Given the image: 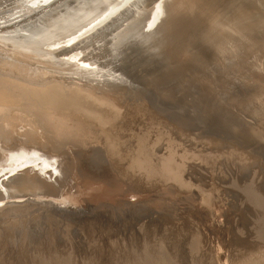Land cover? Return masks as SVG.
Returning <instances> with one entry per match:
<instances>
[{"label": "rangeland", "instance_id": "1", "mask_svg": "<svg viewBox=\"0 0 264 264\" xmlns=\"http://www.w3.org/2000/svg\"><path fill=\"white\" fill-rule=\"evenodd\" d=\"M154 1L134 0L128 11L121 9L123 15L107 17L96 30L84 31L77 38L56 36L40 42L29 32L43 23L45 12L52 10L59 1L0 0V73L7 72L0 74V78L10 72L7 79L41 89L59 85L54 89H63L62 92L69 87L83 88L81 81L85 79L109 86L107 94L97 95L104 96L100 101L95 102L100 98H89L83 93L85 91L82 92L84 97L82 93L78 95L72 88L64 92L66 95L62 93L61 98V93L57 92L61 100L55 95L58 102L47 104L39 96H27L17 88L13 91L11 84L5 85L0 79V84L3 82L0 87L9 89L10 86L9 93L14 92L6 95L5 99L9 98L10 102L13 96L19 93L22 97L20 93H25L21 106L0 107V264H141L144 257H147L145 260L153 259L156 264L161 254L173 264H248L264 249L250 242L238 245L246 238L241 233L243 228L247 229L239 222L254 217L252 206L255 207L250 200L253 193L249 192L254 190L262 195V191L255 189L249 180L253 172H258L257 164L250 157L242 161L236 145L240 153H247L256 140L238 138L236 145H226L221 136L227 137L228 131L218 126L206 127L202 120L190 122L192 130H186L189 126L179 125L178 121H187L190 117L163 100H170V95L156 96L158 86L169 88L172 85L169 81L158 83L157 80V75L170 70V64L167 65L162 57L167 51L163 46L165 41L162 43L158 39L159 29L145 32L141 24L129 21L137 6ZM183 1L177 0L180 12L184 10ZM228 2L224 0L216 7L219 15L226 12L227 16ZM189 10L172 13V21L176 18L177 22L186 21L181 36L184 39L180 43L186 48L181 51L187 50V53L197 50L203 35L201 26L195 30L193 27L203 25L206 19ZM126 29L129 30L124 33ZM118 33L122 35L120 39ZM137 34H141L140 37ZM163 36L172 43L170 40L174 37ZM262 38L258 40L264 45ZM145 41L153 45L152 49ZM134 43L136 48L131 45ZM124 50L134 56L131 53L122 55ZM141 50L146 53L141 55ZM153 50L159 51L154 53ZM150 51L156 56L147 55ZM263 51L264 46L262 58ZM138 58L142 60L137 62ZM249 63L253 65L252 60ZM129 64L132 65L128 69ZM158 66L164 69L159 68V71ZM260 68L264 69V63ZM188 81L183 83L189 84ZM9 100L1 103L7 104ZM19 112H23L20 116H26L22 121L14 114ZM10 113L14 117L8 115ZM128 120L133 122L126 126ZM55 124L66 126L60 129L55 128ZM129 127L133 130L129 131ZM52 128L62 131L57 130L56 134H64L58 137ZM66 130L70 133H65ZM19 150L23 155L29 150L28 156L33 157V163H27L26 167L25 163H19L24 166H18L14 160L19 157ZM188 172H192V178L185 180ZM8 189L12 192H6ZM195 239L200 241L199 245H192L197 243ZM251 250L255 251L254 256Z\"/></svg>", "mask_w": 264, "mask_h": 264}, {"label": "bare ground", "instance_id": "2", "mask_svg": "<svg viewBox=\"0 0 264 264\" xmlns=\"http://www.w3.org/2000/svg\"><path fill=\"white\" fill-rule=\"evenodd\" d=\"M58 1L59 2H58V4H56V6L54 4H53L54 7L51 5L53 7L52 10L50 8L47 12H45V14L43 15L45 20L40 18L41 20H43V23H39L40 25L37 26L38 27L37 29H34V30L32 29L33 31L31 30L29 32V34L34 39H36L37 41L43 42L46 40H53L54 38H56V36L61 37V38H69V37L75 38L76 36L83 33L84 31H91L92 32L93 28L95 29L96 27L100 26L106 20H108L110 18L117 17L118 15H123L124 12L121 13V9L128 11V9L131 6H133V3H134L133 2L134 0H58ZM155 1H157V2L155 3ZM155 1L151 4L149 3V5H144L143 7L137 6V11H135V13L133 15H131V18L129 17V21L137 22V24L138 23L141 24L140 28L145 32L152 29V28H153V30L155 29L156 31H157V29H159L157 32H159L160 34L158 35V33H157L156 35H158V39L160 38L162 40V43L165 41L163 43V46H164L165 51L166 50L167 51L165 54H163L164 56L162 55V57L165 58V60H166L165 62L167 63V65L170 64V70L167 72H164V73L162 72V73H160V75H157V77H159V79H157V80L159 81L158 83H162L161 80H163L164 82L169 81L170 83H172V85L168 86L169 88H167V87L161 88L160 86H158L157 92H155L156 96L161 98L160 96L162 94H164L165 97L170 95L171 99L172 100L174 99V101H172L171 99L168 100L167 98H164V96L162 95L164 98L163 100H165L167 103H170V104L176 106V108H179V110L183 111L184 116L190 117L187 121H185V120L178 121L179 125L184 124L185 127L186 126L190 127L193 125V124L189 125L190 122H192V121L198 122V121L202 120L203 121L202 124L205 125L206 127L213 128L212 126H218L221 128V130L228 131L227 137L221 136V138L223 139V140L221 139V141H223L222 143H224V144L227 143L229 145H231V144L236 145V141L238 140V138H241V139L243 138L245 140L255 139L256 143L254 144V146L251 147V149L253 151L251 150V151H247V153L246 152L240 153V148H238V145H236V147H237L236 151L240 155H242V157H241L242 161L246 160L245 159L246 157H248V158L250 157L253 160V162L257 164L255 166V168L258 169L259 174H258V172L257 173L253 172V175L249 176V178H250L249 180H251L250 183H252V186L255 187V189L258 188V191H259L261 188V191L264 193V188L262 187V183H263L262 180L263 179L261 178V174H263L262 172H264V69H261L262 67L260 68V65H263V63H264V59H263L264 57L262 58V54H261L262 46H264V45H261L259 42L260 40H258V38H260V37L264 38V0H228L229 2L227 5V8H226L227 9V16L225 15L226 12L224 14L222 13L221 15H219L217 13L218 10L216 8L217 6H220V4L222 2H224V0H185V1L182 0L184 2V3L182 2L183 3L182 5H184V10H182V11H185V10L188 11L189 9H191L192 11H194L192 13H195V15H203L204 17H206L205 23L203 25H197L196 24L193 27V29L194 28L200 29V26H201L203 28V29H201L203 31V35L200 38L201 41L198 45L197 50L195 49L191 53H187V50L181 51L182 49L183 50L186 49V48H184L185 47V45L183 44L184 42L182 41L183 45H181V43H180V41L184 39V38L181 39V36L184 33L183 29L186 28V24H185L186 21L185 22H179V21L177 22V20H178L177 18H176V20L173 19L174 21H172V18L174 17L172 13H175V12L181 10L180 6H179L180 4L177 2V0H155ZM49 3H51V2H49ZM190 6H193L195 8H192ZM179 12H178V14H179ZM40 15H39V17H41ZM174 15H176V14H174ZM191 15L192 14L190 13L189 18ZM107 17H108V19H107ZM186 17H187V14H186ZM207 17H208V19H207ZM182 18H184V17L182 16ZM195 19H196V17H195ZM203 19L204 18H202L201 20H203ZM164 27H166V30H164ZM111 28H112V26H111ZM190 28H191V26H190ZM108 30H109V28H108ZM128 30L129 29H126V31L124 33H127ZM121 31H122V29H121ZM164 31H167L168 33L166 32V34L169 37L172 36L171 37L172 39L174 37V39H173L174 41L170 40V41H172L173 44L170 43L169 40L163 39V37H164L163 35H166V34H164ZM108 34H110V33H108ZM139 35H141V34H139ZM154 35H155V33H154ZM121 36L122 35L117 36V37L119 38ZM131 36H133V35H131ZM112 41H113V39H112ZM136 42L138 43V41H135V43ZM145 42L146 43L148 42L147 46L150 43L149 41H145ZM124 43H126V42H124ZM135 43L131 44L132 46L134 45V48H136V46H137V45L135 46ZM139 43H142V42H139ZM206 43H208V45ZM156 44H158V43L156 42ZM203 44H205L204 49H202ZM102 45H103V43H102ZM110 45L111 44H109V46ZM150 46L151 45L149 44V47ZM159 46H161V45H159ZM131 47H129V51H130ZM151 47L149 49H152ZM156 47H154V48L158 49V45ZM133 49H131V52L134 51ZM149 49H147L146 52H149L148 51ZM142 50L140 51V52H142L141 55H143V53H146L145 50L144 51H142ZM153 51L155 53L156 51H159V50H156V51L153 50ZM113 52H115V49ZM124 52H125V50H124ZM124 52L122 55L126 54L128 56V54L131 53V52H129V53L127 52L128 53L127 54L126 52L125 53ZM94 53H96V52H94ZM121 53H122V51H121ZM137 53H139V52H137ZM152 53L153 52L150 51V53H147V55H150ZM154 53H153V55H154ZM132 54H134V53H131V55ZM135 55H136V53H135ZM119 56H121V54ZM133 56L134 55H132V57ZM154 56H156V54ZM263 56H264V54H263ZM108 57H110V55ZM132 57L130 56V58H132ZM137 57H138V55H137ZM158 57L159 56L157 54V58ZM162 57L160 55L161 59H163ZM139 59L140 58H138L137 62H139ZM152 59H151L152 62H154L155 58H152ZM119 60H120V62L123 61L121 59H119ZM140 60H142V59H140ZM143 60L145 61L146 59H143ZM250 60H252V63H253L252 66L249 63ZM123 62H122V64H123ZM127 62L129 63V61H127ZM127 62H125V63H127ZM140 62H142V61H140ZM147 62H148V60H147ZM155 62H157V60ZM163 62H164V60H163ZM154 63H152V64H154ZM126 65H124L125 66L124 68H126ZM130 65H132V64H129L127 66L128 69L130 68L129 67ZM134 65H136V63H134ZM254 65H256V66H254ZM4 66H5V64H4ZM136 66L139 67L138 65H136ZM150 66H152V65L150 64ZM257 66H258V68H255ZM142 67H143V64H142ZM121 68H122V66H121ZM157 68L159 70V68H161V67L158 66ZM166 68H167V66H166ZM136 69H138V68H136ZM143 69H145V68H143ZM161 69H164V67ZM165 70H167V69H165ZM135 71H137V70H135ZM148 71L149 70L144 71V72H148ZM152 72H153V70H152ZM156 72H154V73L156 74ZM6 73L4 74V72H3V74L2 73H0V74L6 75ZM8 74L11 75L10 72H8ZM8 74H7V76H3L2 78H0L5 82L4 83L5 85L11 84L12 90L14 88H17L19 91L20 90L25 91L27 93L26 94L27 96L28 95H30V96L36 95V97L39 96L40 98H42L41 100L47 104H52L54 102H58L55 100L56 98L59 101L61 100V99H58L59 97H58V95H56L57 92H59V94L61 93L59 95L61 98L65 94L64 92L67 93V91L69 92V90L72 88H73V91L76 92L78 95H80L83 91H85L83 93H85V95L88 96L89 98L90 97H95V98L103 97L104 98V96L99 95V97H97V95L99 93L101 95L104 93L107 94V92L109 91V90H107V89H109V86L106 87L107 85H105V83H100L101 81L96 83L94 80L92 81L90 79H85V80L81 81L82 82L81 85L84 86L85 88L84 87L82 88L79 86L72 87V88L69 87L70 88L69 90L64 88V90H66L64 92H62L63 89H60V90H58L56 88H55L56 90L54 89V87H59V85L51 86V87H53V89L51 87L50 88L44 87L45 89L35 88V87L30 86L28 84L25 85V83H23V82L19 83L21 81H18V80L14 81V80L7 79V77L10 78V76H8ZM0 77H1V75H0ZM14 77H11V79L12 78L14 79ZM139 77H140V75H139ZM139 77H136V78H139ZM16 79H18V78H16ZM134 79H135V77H134ZM144 79H146V78H144ZM152 79H155V78L153 77ZM152 79H149V80H152ZM186 79L190 80V81H188L189 84L183 83V82H185ZM2 80H0V82ZM6 82H9V84L8 83L6 84ZM174 82H176V83L178 82V83L173 84ZM179 82H180V84H179ZM19 87H21V89H19ZM110 87L113 88L112 86H110ZM118 87H120V85L119 86L117 85V88ZM5 89H4V87H0V104H1L0 107L1 108L10 107V109H12L11 108L12 105L21 106L23 104V98H24L23 96H25V93H23L24 95L22 93H20L22 95V97L19 95V93H18V95L16 93L17 96H13L14 99L10 98L11 99V102H10L9 98L8 99H5V98H6V95L13 94L14 90L11 91L12 93L10 92L11 93L10 94L9 93V91L11 90L10 86H9L10 90L8 89V87H7L8 91H5ZM18 90L16 92H18ZM119 90H121V89H119ZM23 91H21V92H23ZM162 91H164V93H162ZM62 93H64V94L62 95ZM83 97H84V94H83ZM64 99H65V97H63V100ZM7 100H9V101L6 104L5 102ZM12 100H14V101H12ZM100 100H101V98L98 100L96 99L95 102L100 101ZM2 101H5V102H3V104L5 103L6 107H4V105L1 103ZM89 101H90V99H89ZM9 102L11 103V105H9L10 104ZM30 106H32V105H30ZM93 109H96V108H93ZM18 111L19 110H17V112ZM14 112H16V109H14ZM20 112H19V114L18 113H14V114L18 115L16 117L19 118V121H20V119L22 121V118H24L26 116H24V115H23V117H22V115L20 116V114H23V112L22 113H20ZM87 113H88V111H87ZM196 113H198V114H196ZM8 115H12V114L10 113ZM129 115L131 116V114H129ZM181 115H182V113H181ZM12 116L14 117V115H12ZM127 116H125V117H127ZM126 119H128V118H126ZM130 119H133L132 116L130 117ZM129 120H128V122H126L127 123L126 126H128V123L133 122L134 119L131 121H129ZM11 121H14L13 118ZM123 122H125V120ZM123 122H121V123L123 124ZM121 123H120V127L122 126ZM136 123H138V122H136ZM134 124H132V125L135 128L136 126H134ZM57 126L60 129H64L66 125H64L63 128L60 127L59 125H56V127L55 126L54 127L58 128ZM74 127L77 128L76 126H74ZM124 127L125 126H123V128ZM189 127H187L186 130L187 129L192 130V128L191 127L189 128ZM55 128H52V130L53 129L55 130ZM60 129L59 130L57 129V130L59 132H62ZM71 129H73L72 126H71ZM126 129H127V127H125V130ZM57 130H55V133L53 132L55 135L59 134V133L56 134L58 132ZM130 130L131 129L129 127V131ZM68 131L66 130L65 133ZM86 132L88 133L89 131H86ZM47 133L51 137V134L49 132H47ZM68 133H70V131ZM77 133L81 134V130L79 129V132H77ZM61 134H64V133H60V135ZM78 134H75V135H78ZM60 135H58V137H60ZM67 135L70 136V134H67ZM52 136L54 139V135H52ZM61 138H62V136H61ZM213 139H215V138H213ZM29 150L27 151L28 154H29ZM21 151H20V153H21ZM20 153H19V155L17 154L19 157L17 156L18 158L15 159V160L19 159L18 162L14 160V157L16 154H14V156L11 157L14 160V162H16V164L18 163V166L23 165V164L21 165L19 163H25L24 164L25 166L23 165L24 167H26L27 163H28V165L33 163V161H32L33 155L31 156L32 158L30 159V157H29L30 154L28 156V154L23 155L22 153L21 154ZM9 156L10 155H8V157L6 156L5 162H6V159L9 158ZM38 161H40V160H38ZM38 161H37V164H38ZM10 162H12L11 164H14L13 161H10ZM40 162H42V161H40ZM7 164H9V163H7ZM4 166H7V165H4ZM10 168L14 169L13 167H10ZM20 168L21 167H19L18 169H20ZM166 170H169V169H166ZM192 172H188L187 175H185L186 177L184 179L186 180V178L187 179L192 178L191 177ZM193 173H195V172H193ZM169 174L170 173H168V175ZM208 174H210V173H208ZM172 176H174V174ZM179 177H181V176H179ZM200 179H201V177H200ZM263 186H264V184H263ZM247 189H249V187ZM223 190H224V188H223ZM251 190H252V188H251ZM10 191H11V189H8L6 192L9 193ZM262 192H261L262 195H260L259 192L257 193V191H254V190L252 192H249V193H253L252 194L253 197L251 196V198L250 197L249 198H250V200H252V203L255 207V208H253V206H252V209L254 210V214H253L254 217L253 218L250 217V219H247V220L244 219V220H241V222H239L241 225H244L247 229L245 230L243 228L244 231H242L241 233H243L242 235L246 236V238H245V240H240L239 242L237 241L238 245L247 244L246 242H250V243H252V245L257 244L258 247H262V249L264 248V197H263ZM220 193H219V196H220ZM249 195H251V194H249ZM213 206H215V205H213ZM253 210H252V212H253ZM240 229L241 228H239L238 230H240ZM237 233H238V231H237ZM194 237H195V234H194ZM195 238L198 239L197 237H195ZM197 244L199 245L200 241H199V243H198V241H197V243L193 242L192 245H197ZM254 248H255V246H254ZM251 251H253V250H251ZM262 251L259 250L258 251L259 254L258 255L256 254V257H254V258L252 257V259L250 258L251 261L248 264H264V253ZM203 253H205V252H203ZM234 253L236 254V252H234ZM253 253H255V251H253L251 253V255H253ZM159 254H161V253H159ZM192 254H193V251H192ZM136 256H137V254H136ZM141 256H139V257H141ZM144 256H146V254ZM138 259H140V258H138ZM145 259H147V257H144V259H142L141 264H153V263H155V262H153L154 261L153 259H152V261L151 260H145ZM148 259H149V257H148ZM136 260H134V261H136ZM168 260H169V258H168ZM168 260L163 254H161L160 259L157 260L159 262L156 264H173V263H170V261L167 262ZM242 261H243V257H242ZM245 262H246V260H245ZM247 262H248V260H247ZM136 264H138V263H136ZM178 264H179V262H178ZM188 264H190V263L188 262Z\"/></svg>", "mask_w": 264, "mask_h": 264}]
</instances>
